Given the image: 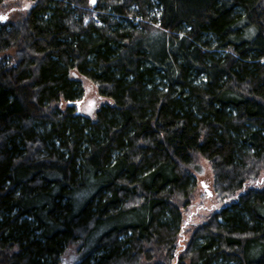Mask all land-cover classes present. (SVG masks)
Masks as SVG:
<instances>
[{"label":"trees","instance_id":"trees-1","mask_svg":"<svg viewBox=\"0 0 264 264\" xmlns=\"http://www.w3.org/2000/svg\"><path fill=\"white\" fill-rule=\"evenodd\" d=\"M27 12L0 22V264H264V0ZM198 157L226 204L184 242Z\"/></svg>","mask_w":264,"mask_h":264},{"label":"rangeland","instance_id":"rangeland-1","mask_svg":"<svg viewBox=\"0 0 264 264\" xmlns=\"http://www.w3.org/2000/svg\"><path fill=\"white\" fill-rule=\"evenodd\" d=\"M37 0H3L0 4V14H7L8 21L13 23H19L23 17L28 13ZM97 0H89L90 5L96 4ZM75 77L81 81L84 88V98L82 100L80 111L87 117L94 116L96 110L102 103L109 102L105 98H100L97 93V88L87 78L78 76L74 73ZM67 103L63 104V108H66ZM63 110V109H62ZM196 178V190L194 193V199L189 209L184 212V221L182 231H184V237L182 241L189 240L191 232L199 224L204 223L210 214L220 211L226 202L221 203L217 198L214 187V174L210 163L202 158L198 157L193 169ZM260 187H264V172L257 183ZM181 231V232H182ZM82 245L80 243L71 244L66 254L64 255L62 264H74L78 261L82 253Z\"/></svg>","mask_w":264,"mask_h":264},{"label":"water","instance_id":"water-1","mask_svg":"<svg viewBox=\"0 0 264 264\" xmlns=\"http://www.w3.org/2000/svg\"><path fill=\"white\" fill-rule=\"evenodd\" d=\"M0 17H3L2 19H0V22L1 23H4V22H6L7 20H8V15L7 14H0ZM74 103L73 102H71V103H69L68 105H73ZM76 105H77V109H79L80 107H81V102H77L76 103ZM80 110V109H79Z\"/></svg>","mask_w":264,"mask_h":264},{"label":"snow or ice","instance_id":"snow-or-ice-1","mask_svg":"<svg viewBox=\"0 0 264 264\" xmlns=\"http://www.w3.org/2000/svg\"><path fill=\"white\" fill-rule=\"evenodd\" d=\"M93 2H94V0H93ZM3 17H0V19H2Z\"/></svg>","mask_w":264,"mask_h":264}]
</instances>
